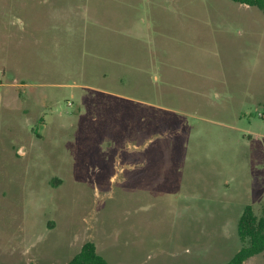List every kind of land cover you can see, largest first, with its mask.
Masks as SVG:
<instances>
[{
    "label": "rangeland",
    "instance_id": "1",
    "mask_svg": "<svg viewBox=\"0 0 264 264\" xmlns=\"http://www.w3.org/2000/svg\"><path fill=\"white\" fill-rule=\"evenodd\" d=\"M0 70V264L87 242L109 264H225L244 246L264 205L262 11L0 0Z\"/></svg>",
    "mask_w": 264,
    "mask_h": 264
},
{
    "label": "trees",
    "instance_id": "2",
    "mask_svg": "<svg viewBox=\"0 0 264 264\" xmlns=\"http://www.w3.org/2000/svg\"><path fill=\"white\" fill-rule=\"evenodd\" d=\"M235 3L257 8L264 13V0H233ZM239 235L244 246L225 264H245L251 258H264V205L261 216H257L252 206H247L239 223ZM34 264V263H30ZM67 264H109L97 251L93 242L83 245L81 252Z\"/></svg>",
    "mask_w": 264,
    "mask_h": 264
},
{
    "label": "built area",
    "instance_id": "3",
    "mask_svg": "<svg viewBox=\"0 0 264 264\" xmlns=\"http://www.w3.org/2000/svg\"><path fill=\"white\" fill-rule=\"evenodd\" d=\"M3 74V72H2V70H0V75H2ZM1 81V80H0Z\"/></svg>",
    "mask_w": 264,
    "mask_h": 264
},
{
    "label": "crops",
    "instance_id": "4",
    "mask_svg": "<svg viewBox=\"0 0 264 264\" xmlns=\"http://www.w3.org/2000/svg\"><path fill=\"white\" fill-rule=\"evenodd\" d=\"M5 74V73H4Z\"/></svg>",
    "mask_w": 264,
    "mask_h": 264
}]
</instances>
